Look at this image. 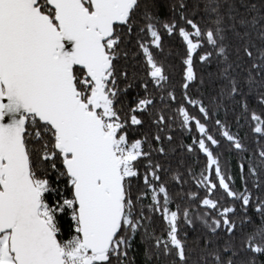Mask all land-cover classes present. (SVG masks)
<instances>
[{
    "label": "snow or ice",
    "instance_id": "1",
    "mask_svg": "<svg viewBox=\"0 0 264 264\" xmlns=\"http://www.w3.org/2000/svg\"><path fill=\"white\" fill-rule=\"evenodd\" d=\"M165 35L185 45L184 97L205 120L213 110L186 91L205 45L213 50L197 58L219 62L217 104L233 101L247 112L248 95L258 92L264 105V0H0V264H136L141 243L143 264H264V199L253 200L243 176L244 190H233L213 151L221 141L206 123L183 105L176 110L180 126L194 124L200 134L184 147L207 159L192 177L207 192L202 199L169 191L161 178L168 169L153 159L166 154L164 146L146 149V135L129 138L145 115L163 131L165 109L177 99L163 94L169 74L153 51L163 55ZM128 45L143 55L146 79L121 63ZM241 50L252 60L247 69L230 58L235 51L240 60ZM149 83L162 94L152 95ZM250 119L264 136V117L252 111ZM215 124L245 150L226 124ZM165 138L173 139L153 137ZM259 157L264 165V150ZM249 173L257 176V168ZM172 179L182 188L178 170ZM218 185L239 211L212 198ZM185 197L216 212L196 217L207 231L191 243L182 227H195L191 209L174 204ZM154 216L165 225L159 234Z\"/></svg>",
    "mask_w": 264,
    "mask_h": 264
},
{
    "label": "trees",
    "instance_id": "2",
    "mask_svg": "<svg viewBox=\"0 0 264 264\" xmlns=\"http://www.w3.org/2000/svg\"><path fill=\"white\" fill-rule=\"evenodd\" d=\"M255 2L259 3L260 0H255ZM189 6L191 7V4ZM161 15L162 18L167 19V10L162 9ZM233 44H235V41H233ZM163 47V55L155 53V50H153L154 54L157 55V59L161 60L166 65V71L169 74V81L165 85L163 94L166 95L168 91H172L175 93L177 99L175 102H170L168 108L165 109L164 114L168 119V124L162 126L163 131L152 123L148 115H145L143 117L146 121L145 125L130 133V140L138 139L146 135L149 141L148 145H145L146 149L149 146L153 149L158 148L161 145L164 146L166 154L153 152V159L154 161L159 162L163 166V169H168V171L162 170L161 178L167 183L169 191H183L185 193L196 192L199 194V199H202L207 195V192L204 188L198 186L192 177L195 176L199 178V174L207 164V159L195 146L194 151L192 152H188L186 147H184L192 144L193 138L199 137L200 134L196 130L194 124L190 130L180 126L181 117L176 110L183 105L188 109L191 115L200 119L201 122L206 123L210 134L221 141L218 147L213 146V151L221 158L222 167L226 169L227 175L232 177L233 190L238 192L243 191L244 180H246L247 188L252 193L253 200L255 201L257 197L264 199V165L261 164V158L259 157V152L264 150V136H258L253 132L252 129L254 124L250 119V113L252 111H255L258 115L264 117V105L258 102L259 93L252 92L248 95L249 108L247 112H244L241 107L233 101L221 100L218 105L215 98L220 89L221 82L214 74L217 72L219 62L215 57L209 63L200 62L197 58L204 50H213L211 46L205 45V48L199 50L197 56H194L193 58V67L197 72L198 79L191 82L189 88L186 90L189 98L192 100H202L206 106L213 110L210 114V118L205 120L203 115L199 112L198 107L188 104L184 97L185 90L182 88V84L184 83L183 75L185 66L183 64V59L185 58L186 48L183 41L178 35H173L171 37L165 35ZM126 51L129 53V59L121 61V63L129 66L128 70L130 73L135 72L138 77L146 79L147 68L143 63V55L140 54L139 50L133 45H128ZM239 56L241 59L237 60L236 52L232 51L230 58L241 64V68L243 69H247L251 66L252 60L244 56L242 50L239 53ZM241 68L236 69V73L238 76L243 77L246 75V72H242ZM149 89L154 96L162 94L159 90L155 89L151 83H149ZM247 91V88H245L246 93ZM141 95H143V92H141ZM160 107H163V105L157 101V109ZM216 119H220L228 126L233 134H237L242 139V143L245 145L244 151L234 149L231 143L221 135V129L215 124ZM156 134H160L162 138L171 135L173 139L169 141L165 138L160 142H157L153 139ZM146 163V160H141L139 162L142 172L146 170L143 167ZM241 163L244 164L243 172H241L239 167ZM251 167L257 168V176L254 177L249 173V168ZM177 170L183 176L182 188L172 179L173 174ZM189 170L191 174H189ZM242 176L244 177V180L241 179ZM215 179V175L213 174V180L215 181ZM256 183H259V188L255 186ZM140 184L142 186V180L140 181ZM212 198L220 200L221 207L235 204L239 211V202L233 201L230 197H227L223 190L220 189L219 185ZM145 203H148V201H145ZM174 204H179L182 209L185 207L191 209L195 227L190 228L186 224L182 225L183 230L188 233L189 243H191L199 233L207 231L205 226L199 219H196V217L208 212H211L213 216L216 215L214 210H210L201 205L199 200L194 201L185 197L183 200L175 199ZM249 214L255 216L251 206L249 208ZM153 221V226L159 234L165 227L164 222L159 216H154ZM134 255H136V264H143L142 243L137 246ZM260 259L264 260V257H261Z\"/></svg>",
    "mask_w": 264,
    "mask_h": 264
}]
</instances>
